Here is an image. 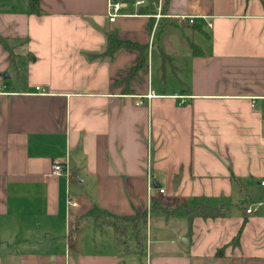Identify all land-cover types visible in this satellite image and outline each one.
<instances>
[{
	"label": "crops",
	"instance_id": "0c3cea01",
	"mask_svg": "<svg viewBox=\"0 0 264 264\" xmlns=\"http://www.w3.org/2000/svg\"><path fill=\"white\" fill-rule=\"evenodd\" d=\"M117 1L0 3V264H264V0ZM198 202L227 213L150 209ZM93 205L146 209L141 248L91 217L69 238Z\"/></svg>",
	"mask_w": 264,
	"mask_h": 264
},
{
	"label": "trees",
	"instance_id": "16d2710c",
	"mask_svg": "<svg viewBox=\"0 0 264 264\" xmlns=\"http://www.w3.org/2000/svg\"><path fill=\"white\" fill-rule=\"evenodd\" d=\"M27 1V11L29 13H39V2L40 0H26ZM7 37L0 35V44L8 55H12L13 44ZM119 49H136L139 52V57L137 62L133 65V69H137L146 61V51L145 47L141 46L135 42L121 39L118 37L116 32L112 31L106 35L105 47L101 52L102 55L112 56ZM192 53L198 54L199 49L192 46ZM129 75V73H128ZM154 205L150 207L153 209ZM162 212L165 215H185L188 220L193 217H218L224 216L226 212V207L224 205L212 206L204 202H198L196 204H177L171 207L164 206ZM148 212L146 209L136 210L128 215H115L104 209L93 205L83 214H78L69 224L68 236L73 239L77 231H79L87 217H91L95 221L104 220L106 225L112 228L113 235L116 238H122L126 234L133 235L134 243L136 247L141 248L142 241L145 236V227L147 223Z\"/></svg>",
	"mask_w": 264,
	"mask_h": 264
},
{
	"label": "built area",
	"instance_id": "2783aa9c",
	"mask_svg": "<svg viewBox=\"0 0 264 264\" xmlns=\"http://www.w3.org/2000/svg\"><path fill=\"white\" fill-rule=\"evenodd\" d=\"M134 2L139 4V3H142L143 0H135ZM162 3H163V0H154V5H155V8H156V11L153 14V16L156 19L161 17V16H163V13L161 12L162 11ZM120 7H121V3L119 1H117V0H108V3H107V15H108V20L109 21H113L114 20V18L117 15V12H118ZM182 19H185V16H177V20L178 21H181ZM188 21L189 22H193V18L189 17ZM36 88H38V87H36ZM137 102L139 103L140 101L138 100ZM60 171H61L60 164L59 163H54L52 165V172L53 173H58ZM260 183L264 184V180H261ZM158 191L160 193H162L164 191V188L160 187L158 189ZM67 202H69V204H71V206L76 205V202L74 200H72L71 198H68ZM251 211H253V206H249V207L245 208V212L246 213H250Z\"/></svg>",
	"mask_w": 264,
	"mask_h": 264
},
{
	"label": "rangeland",
	"instance_id": "374dc122",
	"mask_svg": "<svg viewBox=\"0 0 264 264\" xmlns=\"http://www.w3.org/2000/svg\"><path fill=\"white\" fill-rule=\"evenodd\" d=\"M2 1H5V0H0V3L2 2ZM25 1V0H24ZM9 2H13L14 3V6H15V8H18L19 7V5H20V2H21V0H9ZM177 204H183V203H177ZM177 204H174V205H177ZM174 205H172V206H174ZM164 206H166V207H171V206H167V205H161V204H157V205H155L154 206V208L155 209H157V210H159V211H162L163 209V207ZM159 217H158V214H154V215H152L151 216V223H153L154 222V220H157ZM89 220H91L90 219V217H89ZM86 222V221H85ZM99 222H101L102 224L104 223L105 224V221L103 220H100ZM86 224H87V222H86ZM152 225H154V224H152ZM152 225H151V227H152ZM109 226V225H108ZM110 229V228H109ZM85 232H87V226L85 227ZM85 235L86 236H88L86 233H85ZM108 235H111V231L110 230H108V231H105V233L103 232V238H104V236L106 237V236H108ZM77 236V235H76ZM126 236V235H125ZM124 236V237H125ZM91 237H92V235H91ZM77 238V237H76ZM80 239H82V240H85L86 238H88V237H82V236H80L79 237ZM92 240V239H91Z\"/></svg>",
	"mask_w": 264,
	"mask_h": 264
}]
</instances>
